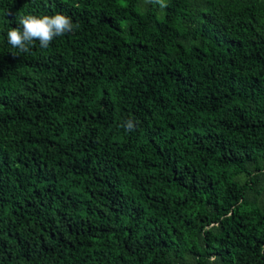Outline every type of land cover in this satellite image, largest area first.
Here are the masks:
<instances>
[{
  "label": "trees",
  "instance_id": "16d2710c",
  "mask_svg": "<svg viewBox=\"0 0 264 264\" xmlns=\"http://www.w3.org/2000/svg\"><path fill=\"white\" fill-rule=\"evenodd\" d=\"M165 2L0 0V264H264V0Z\"/></svg>",
  "mask_w": 264,
  "mask_h": 264
},
{
  "label": "clouds",
  "instance_id": "9594fccd",
  "mask_svg": "<svg viewBox=\"0 0 264 264\" xmlns=\"http://www.w3.org/2000/svg\"><path fill=\"white\" fill-rule=\"evenodd\" d=\"M145 4H156L161 9L167 7L165 0H144ZM20 27H14L7 32L8 43L20 52L28 53L34 41H39L42 49H47L54 38L64 36L74 31L70 17L56 13L54 15L37 16L23 15L19 19ZM126 132L134 130L131 119L122 125Z\"/></svg>",
  "mask_w": 264,
  "mask_h": 264
}]
</instances>
